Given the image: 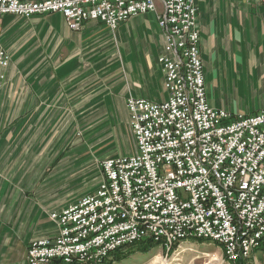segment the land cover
<instances>
[{"label":"crops","instance_id":"0c3cea01","mask_svg":"<svg viewBox=\"0 0 264 264\" xmlns=\"http://www.w3.org/2000/svg\"><path fill=\"white\" fill-rule=\"evenodd\" d=\"M197 6L210 103L264 108V0ZM162 11L156 0L114 31L99 20L72 30L61 12L0 17L10 55L0 88V264H27L31 241L58 234L51 213L97 187L100 162L136 152L127 99L168 97Z\"/></svg>","mask_w":264,"mask_h":264},{"label":"built area","instance_id":"2783aa9c","mask_svg":"<svg viewBox=\"0 0 264 264\" xmlns=\"http://www.w3.org/2000/svg\"><path fill=\"white\" fill-rule=\"evenodd\" d=\"M161 1L167 99H127L136 152L100 162L97 187L51 213L58 234L31 241L27 264H104L147 239L168 250L185 240L212 241L234 264L264 253V108L212 106L197 0ZM155 9L156 0H0V17L61 12L72 30L99 20L114 31ZM9 63L0 40V88Z\"/></svg>","mask_w":264,"mask_h":264},{"label":"rangeland","instance_id":"374dc122","mask_svg":"<svg viewBox=\"0 0 264 264\" xmlns=\"http://www.w3.org/2000/svg\"><path fill=\"white\" fill-rule=\"evenodd\" d=\"M13 17H14L13 19L15 20L16 19L15 17L17 16H13ZM71 151L72 153L74 151L72 147L69 148V150H66V154L70 155ZM86 180L89 181V179ZM85 187L86 186H84V188ZM93 187L94 186L92 185H87L84 192L86 193L93 191ZM254 255L255 252L251 257L250 264L264 263V253L262 251L258 255V261H255ZM112 264H234V263L229 262L225 258L222 247L218 243L212 241H205V240L203 241L185 240L182 241L174 250H168L167 248H164L161 245H159L157 247H154L147 253L133 251L127 257L121 260H116L112 262Z\"/></svg>","mask_w":264,"mask_h":264},{"label":"trees","instance_id":"16d2710c","mask_svg":"<svg viewBox=\"0 0 264 264\" xmlns=\"http://www.w3.org/2000/svg\"><path fill=\"white\" fill-rule=\"evenodd\" d=\"M200 241H203V240H200ZM159 245H161L160 242L154 241L152 239L142 240V241H140L134 245H130V246H127L125 248H122V249H119V250L113 252V254L104 263L112 264V262H114L116 260H121V259L127 257L133 251H138L141 253H147L151 249H153L154 247H157ZM178 245H179L178 243L174 244L170 250H174L175 248H177ZM60 263H62V262H60ZM62 264H64V263H62Z\"/></svg>","mask_w":264,"mask_h":264}]
</instances>
